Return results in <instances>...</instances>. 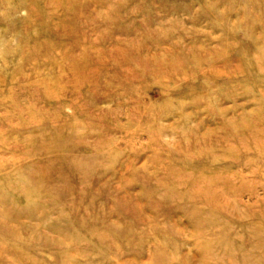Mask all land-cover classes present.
<instances>
[{
    "label": "rangeland",
    "instance_id": "obj_1",
    "mask_svg": "<svg viewBox=\"0 0 264 264\" xmlns=\"http://www.w3.org/2000/svg\"><path fill=\"white\" fill-rule=\"evenodd\" d=\"M0 264H264V0H0Z\"/></svg>",
    "mask_w": 264,
    "mask_h": 264
},
{
    "label": "bare ground",
    "instance_id": "obj_2",
    "mask_svg": "<svg viewBox=\"0 0 264 264\" xmlns=\"http://www.w3.org/2000/svg\"><path fill=\"white\" fill-rule=\"evenodd\" d=\"M232 61H234V60H232ZM232 61H230V62H232ZM233 63V62H232ZM230 64V63H229ZM222 71V70H221ZM209 75H207V77H208ZM223 78V77H222ZM209 79H210V77H209ZM126 246H131L130 244H127ZM129 248V247H128Z\"/></svg>",
    "mask_w": 264,
    "mask_h": 264
}]
</instances>
